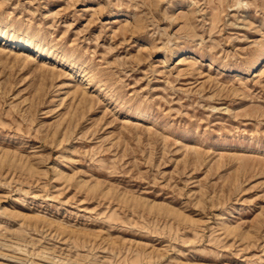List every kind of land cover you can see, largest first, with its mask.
I'll return each mask as SVG.
<instances>
[{
  "label": "rangeland",
  "instance_id": "374dc122",
  "mask_svg": "<svg viewBox=\"0 0 264 264\" xmlns=\"http://www.w3.org/2000/svg\"><path fill=\"white\" fill-rule=\"evenodd\" d=\"M0 264H264V0H0Z\"/></svg>",
  "mask_w": 264,
  "mask_h": 264
},
{
  "label": "bare ground",
  "instance_id": "6f19581e",
  "mask_svg": "<svg viewBox=\"0 0 264 264\" xmlns=\"http://www.w3.org/2000/svg\"><path fill=\"white\" fill-rule=\"evenodd\" d=\"M25 44H26V46L32 45V47L35 48V44L34 43H31V42L27 41ZM260 55L261 54H256V56L254 58V64H253V66L256 65L259 62L260 57H261Z\"/></svg>",
  "mask_w": 264,
  "mask_h": 264
}]
</instances>
